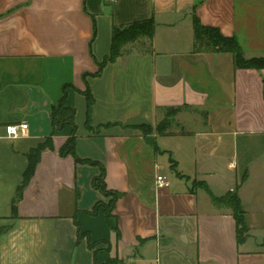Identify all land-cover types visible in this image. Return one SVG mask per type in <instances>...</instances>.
<instances>
[{"label":"crops","instance_id":"0c3cea01","mask_svg":"<svg viewBox=\"0 0 264 264\" xmlns=\"http://www.w3.org/2000/svg\"><path fill=\"white\" fill-rule=\"evenodd\" d=\"M195 17L247 58L264 57V0H0V264H264V69L195 52ZM148 19L153 37L94 75L114 27ZM65 86L76 127L59 129ZM23 122L26 134L8 138L6 126ZM73 135L75 155H61ZM48 137L54 149L14 210L28 153ZM102 168L107 190L121 194L110 219L103 206L92 213L105 201ZM209 191H237L244 241Z\"/></svg>","mask_w":264,"mask_h":264},{"label":"trees","instance_id":"16d2710c","mask_svg":"<svg viewBox=\"0 0 264 264\" xmlns=\"http://www.w3.org/2000/svg\"><path fill=\"white\" fill-rule=\"evenodd\" d=\"M96 34V30L94 29V36ZM154 34V21L152 19H148L141 22H135L129 24L127 26H115L113 31V40L110 54L105 58L102 63H99V70L94 75L100 74L103 68L110 62H115L121 55L122 50L125 45L128 43L134 42L140 37H148L152 38ZM194 51L195 52H215V53H228L232 55L234 59V64L236 68L243 69H264V57H254L247 58L245 56L244 51L241 46L233 37H226L221 33L218 28L207 27L204 26L197 17L194 20ZM86 77V75L84 76ZM87 99V118L88 124L90 123L92 108L95 103V99L91 95L89 89L83 92ZM66 94H67V86L64 88V94L62 99L60 100L58 106L53 110V119L57 125V128H63L65 125H72L76 127L75 117L76 110L67 105L66 102ZM169 123L165 124L162 122L157 126V131L159 133H165L169 128ZM144 133H149L153 130L152 126L142 125L139 126ZM75 136H71L69 140L66 142L64 147L61 149V155H75ZM54 149L53 139L52 137H48L45 142L39 144L37 148L32 149L28 153L29 165L24 173L22 183L20 184L17 196L13 203V208L16 210L17 204L21 201L23 197L24 189L30 183L33 178L37 165L41 160V156L44 151ZM77 161L80 159L77 157ZM105 168H102V172L100 177L97 179L96 186L98 190L101 191L103 195L111 197L109 204H104L102 201L97 204L95 209L93 210V214L97 213L98 207L103 206L106 211V215L108 219L112 217V213L115 208V204L117 200L120 198L121 194L117 192H111L107 190L105 184ZM204 188H207L206 184H203ZM209 195L212 199L213 204L219 208H229L232 210L233 215L237 221V237L239 243L244 241L247 233H248V225L246 221V212L242 207L241 200L238 196L237 191L227 194L223 197L215 196L211 191H209ZM117 231V237H120V232ZM81 239V237H79ZM93 248V245H90ZM120 260L118 257L110 258L105 264H119Z\"/></svg>","mask_w":264,"mask_h":264},{"label":"built area","instance_id":"2783aa9c","mask_svg":"<svg viewBox=\"0 0 264 264\" xmlns=\"http://www.w3.org/2000/svg\"><path fill=\"white\" fill-rule=\"evenodd\" d=\"M111 1L115 2L116 0H111ZM28 128H29V125L26 122H23L20 124H10V125L6 126L7 136L10 139H17V138L25 135ZM156 183H157L158 188H164L169 184L167 177L165 175H162V174L157 175Z\"/></svg>","mask_w":264,"mask_h":264},{"label":"rangeland","instance_id":"374dc122","mask_svg":"<svg viewBox=\"0 0 264 264\" xmlns=\"http://www.w3.org/2000/svg\"><path fill=\"white\" fill-rule=\"evenodd\" d=\"M171 120H172V119H170V120L167 119V120L165 121V124L170 123ZM178 124H179V122H178ZM178 127H180L181 129L188 130V126H185V125H182V124H179ZM174 167H175V166H173V168H174ZM192 184H193V186H194L195 188H204V186H203L204 182H202V181L195 180V181L192 182ZM104 198H105V201H103V203H104V204H109L111 197H108V196L104 195Z\"/></svg>","mask_w":264,"mask_h":264}]
</instances>
